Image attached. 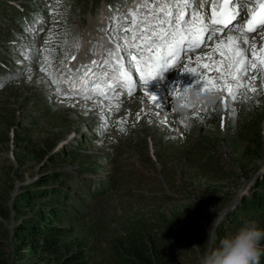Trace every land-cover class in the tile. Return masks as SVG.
<instances>
[{"label":"rangeland","instance_id":"obj_1","mask_svg":"<svg viewBox=\"0 0 264 264\" xmlns=\"http://www.w3.org/2000/svg\"><path fill=\"white\" fill-rule=\"evenodd\" d=\"M136 2L0 0L2 61L15 59L12 32L21 30L23 15L46 21L37 37L22 36L20 44H29L33 53L26 65L11 66V80L0 88L4 264H199L205 250L217 247L241 223L254 220L264 228V204L257 212L250 205L264 201V86L259 79L258 95L249 93L251 99L241 97L235 104L229 100L228 109L218 95L214 103L195 102L192 93L198 90L189 86L185 94L180 89L195 87L197 77L180 70L189 57L190 67H196L195 57L203 55L198 50L162 83L146 84L160 108L137 83L132 100L118 102L119 110L116 101L93 111L95 100L61 103L40 71L43 64L58 75L67 54L77 49L87 18L100 27L109 5L127 12ZM84 31L82 37L98 38L107 32ZM255 43L259 55L264 30ZM246 54L251 58L250 47ZM85 55L82 61L93 59ZM177 85L180 89L169 92ZM260 246L258 263L264 264V240Z\"/></svg>","mask_w":264,"mask_h":264},{"label":"snow or ice","instance_id":"obj_2","mask_svg":"<svg viewBox=\"0 0 264 264\" xmlns=\"http://www.w3.org/2000/svg\"><path fill=\"white\" fill-rule=\"evenodd\" d=\"M244 2L212 0L210 15L204 12L207 0H137L135 7L127 12L109 5L114 15L109 18L110 26L102 37L100 59L71 67L77 56L67 54L68 63L64 65L60 79L53 78L43 64L40 71L48 75L53 85H59L61 81L68 85L67 92L59 86L55 89L56 95L61 97V103L65 99L90 101L96 98L93 111L103 107L106 101H117L115 107L119 110L121 90L131 97L139 83L145 96H150L153 103L157 97L146 91V82L161 70L177 68L185 56L199 50L203 55L195 57L196 67H190L193 61L189 57L180 70L196 75L197 79L193 81L195 87L188 85L181 90L177 85L170 87L169 92L178 88L186 94L190 86L202 94L218 95L220 103L228 109L229 100L235 104L241 97L244 100L251 99L249 93L259 94L255 83L257 79L264 86V45L260 46L258 55L255 43L257 33L264 30V0H246L256 7L248 8L249 18L241 26ZM50 14L57 13L50 9ZM41 22L46 23L43 20ZM113 23L114 29L111 27ZM98 30L105 32L104 28ZM76 47L79 48V45ZM249 47L251 58L246 54ZM205 48L208 51L204 52ZM24 59H29V56L25 55ZM133 68L135 72L131 71ZM137 74L139 81L134 79ZM64 76L68 79H63ZM3 87L0 83V88ZM153 105L161 107L159 104ZM185 106L194 107L191 104L181 105ZM231 111L235 114L234 108ZM193 115L196 116V113ZM137 119H140L139 113ZM103 126L107 127V124ZM224 126L222 118L221 127Z\"/></svg>","mask_w":264,"mask_h":264},{"label":"clouds","instance_id":"obj_3","mask_svg":"<svg viewBox=\"0 0 264 264\" xmlns=\"http://www.w3.org/2000/svg\"><path fill=\"white\" fill-rule=\"evenodd\" d=\"M195 102L214 103L211 94L193 91ZM264 240V228L255 221L241 223L232 233L220 239L217 247L205 250L199 264H258L262 252L260 242Z\"/></svg>","mask_w":264,"mask_h":264},{"label":"bare ground","instance_id":"obj_4","mask_svg":"<svg viewBox=\"0 0 264 264\" xmlns=\"http://www.w3.org/2000/svg\"><path fill=\"white\" fill-rule=\"evenodd\" d=\"M208 1L209 0H207V2ZM206 4H205L204 12H205V15H208L207 10H206ZM105 12H106V10H105ZM89 14L91 15V13H89ZM104 14H103V17H104L103 20L99 21V26L100 27L105 26V24H106L107 13L105 15ZM96 25H95V20L93 18H87L86 24L83 27L84 30H85L84 32L88 31L86 34H89V30H90V34H91V32H95V34L96 33L99 34L98 29L100 27H98ZM81 30H80V40H79L80 43H78L79 44V48H77L76 50L71 52V54H75L77 56V59L75 61H72L71 65H70L71 67H78L81 64H90L92 59L90 61L84 62L85 59L83 57H84L85 53H86V55L91 56V58L93 57V59H100L101 55H102V38H100V37L98 38L97 36H93V35H88L87 36L85 34H83V37H82ZM99 35H102V34H99ZM93 41L97 42V45H98L97 52L96 53H92V52H89V51H84L85 50L84 48L87 49V47L91 48L93 46V43H92ZM98 52H100V55H98L97 57L94 58V56ZM82 60H84V61H82ZM67 63H68V61H67ZM75 63H77V64L74 65ZM60 74H61V72L59 73V76H61ZM66 79H68V78H65V80ZM65 87L68 89V85L65 84Z\"/></svg>","mask_w":264,"mask_h":264},{"label":"trees","instance_id":"obj_5","mask_svg":"<svg viewBox=\"0 0 264 264\" xmlns=\"http://www.w3.org/2000/svg\"><path fill=\"white\" fill-rule=\"evenodd\" d=\"M248 200H249V199H248ZM253 201H256V200L253 199ZM261 203L264 204V201H263V202L256 201L255 204H250V205H252V211H253V212H257L258 207H260ZM244 211H245V210H244ZM249 211H250V210H249ZM247 221H248V220H247ZM250 221H252V220H250ZM253 221H254V220H253ZM245 222H246V221H245ZM262 257H263V252H261V255H260V257H259V260L262 259ZM259 260H258V262H259ZM76 263H77L76 261L73 262V264H76ZM0 264H4V262L2 261V259H0ZM258 264H260V263H258Z\"/></svg>","mask_w":264,"mask_h":264}]
</instances>
